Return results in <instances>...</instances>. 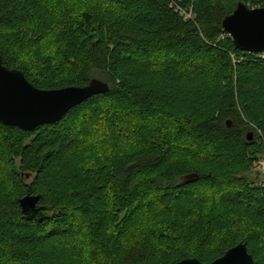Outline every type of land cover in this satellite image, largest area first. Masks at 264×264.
<instances>
[{
    "label": "trees",
    "instance_id": "1",
    "mask_svg": "<svg viewBox=\"0 0 264 264\" xmlns=\"http://www.w3.org/2000/svg\"><path fill=\"white\" fill-rule=\"evenodd\" d=\"M240 2L264 8L0 0L5 67L39 90L109 86L56 123H0V264H210L238 244L264 264V184L241 176L264 153V52L221 28ZM108 137L123 146L94 154ZM25 195L45 212L23 216Z\"/></svg>",
    "mask_w": 264,
    "mask_h": 264
},
{
    "label": "water",
    "instance_id": "2",
    "mask_svg": "<svg viewBox=\"0 0 264 264\" xmlns=\"http://www.w3.org/2000/svg\"><path fill=\"white\" fill-rule=\"evenodd\" d=\"M236 49L248 53L264 52V8H248L237 3L221 23ZM109 91L106 83L93 79L83 87L39 90L30 84L20 71L9 69L0 57V123L30 131L59 121L69 110L85 100ZM248 139L252 134L248 133ZM40 196L25 195L19 199L23 216L31 219L45 212L38 207ZM176 264H202L197 259H184ZM210 264H254L245 244L227 250Z\"/></svg>",
    "mask_w": 264,
    "mask_h": 264
},
{
    "label": "rangeland",
    "instance_id": "3",
    "mask_svg": "<svg viewBox=\"0 0 264 264\" xmlns=\"http://www.w3.org/2000/svg\"><path fill=\"white\" fill-rule=\"evenodd\" d=\"M219 2H221L224 5H232L234 0H219ZM252 134V132H249ZM96 147L94 150V154L99 153L97 152L99 149L103 150L105 149L107 146L108 148H116L118 149L119 147H122L123 145L121 143H113V140L111 138H102L98 143L96 142ZM106 146V147H105ZM91 153V152H90ZM92 154V153H91ZM258 161H256V167L254 166L250 172L247 173H242L241 176L245 177L247 180H252L255 182V184H264V169L263 167L260 165L264 164V153L262 156L259 157V159H257ZM259 162V163H258Z\"/></svg>",
    "mask_w": 264,
    "mask_h": 264
},
{
    "label": "built area",
    "instance_id": "4",
    "mask_svg": "<svg viewBox=\"0 0 264 264\" xmlns=\"http://www.w3.org/2000/svg\"><path fill=\"white\" fill-rule=\"evenodd\" d=\"M185 18L187 19V17H185ZM227 36H228V35H227ZM228 37H229V36H228ZM258 163H259V162H258ZM260 165H261V166L263 167V169H264V164H261V163H260ZM254 166H255V167L257 166L256 163H255Z\"/></svg>",
    "mask_w": 264,
    "mask_h": 264
}]
</instances>
